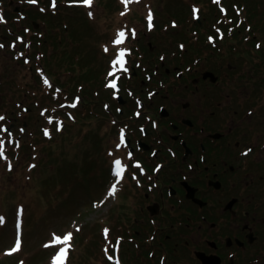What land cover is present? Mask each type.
<instances>
[{"label": "flooded vegetation", "instance_id": "obj_1", "mask_svg": "<svg viewBox=\"0 0 264 264\" xmlns=\"http://www.w3.org/2000/svg\"><path fill=\"white\" fill-rule=\"evenodd\" d=\"M26 8H12V22L0 28V51L29 64L25 61L35 58L18 46L30 27L14 24L32 26L37 18L39 30L46 31L45 20L52 25L53 15L48 8ZM218 13L210 29L192 19L194 26L182 30L185 21L169 20L159 33L127 31L126 47L108 44L115 53L130 51L127 71L110 77L116 88L106 87V70L96 77V67L80 63L84 95L79 110L70 106L74 100L69 103L68 118L73 134L82 127L87 168L86 161L104 163L101 194L93 202L113 200L119 264H264V20L232 22ZM235 18L232 12L229 19ZM106 43L98 44L104 56ZM226 43V50L218 49ZM49 80L51 91L45 90L53 107L59 81ZM35 89L43 92L44 87ZM16 98L9 99L15 103ZM0 116V126L13 132L12 117L5 111ZM120 129L125 144L117 149ZM114 159L121 160L125 172L115 195L107 197L116 182Z\"/></svg>", "mask_w": 264, "mask_h": 264}, {"label": "rangeland", "instance_id": "obj_2", "mask_svg": "<svg viewBox=\"0 0 264 264\" xmlns=\"http://www.w3.org/2000/svg\"><path fill=\"white\" fill-rule=\"evenodd\" d=\"M1 1H3V4H1L0 7L5 13H1L0 16H3L4 20H7L8 23L5 26H0V28L6 27L12 22V16L10 13L13 9L15 11L18 5H21V3L17 2V0ZM155 2L158 3L161 8L155 9ZM198 2V0L191 2L193 8ZM106 3H113L112 5L118 8H113ZM199 5L202 7L204 6L203 3H199ZM180 6L183 7L182 0H133V2L128 5L127 11L123 16L121 15V12H125V6L121 3V0H100V2L99 0H94L91 8H69L70 14L67 19V23H65L69 26V32H65L64 35L62 32L57 33L59 35H63V39L61 40L62 44L56 50L53 49V51L58 52L57 56L52 53L54 41L51 35L56 30H39V25L32 27L33 21L32 26H30L31 22L29 21L20 23L18 22L17 24H14V26L24 25L26 28L30 27V32L24 33L23 35L33 41H35L34 37L38 36V32H40L39 37H36L35 44L37 45L36 63L42 69L39 71V74L41 76L44 75L42 76V86H49L43 82L45 78H51L52 80L57 78L59 81V86L63 89V92L55 94L53 99L58 101V96H60L59 103L61 104V99L64 97L63 93L69 94L74 84L77 86L79 85L78 81L81 80L82 76L80 63L85 61L86 65H88L90 68L93 69L96 67V75L99 77L103 76L108 65V56H104V54L100 52V47L98 44L106 41L108 43V41H111L119 29L129 31L131 28L135 27L145 30V14L147 9H150L156 13L153 20L154 23H158V26L155 25L152 31L158 29L156 32L159 33L161 29H164L162 28L163 25L165 23L168 24L169 20L171 19H175L176 21L180 22L185 21V25L182 26V30L186 29L187 27L194 26L193 23L195 21H193L191 18L190 8H182ZM131 8L134 9V13H131ZM195 8L199 9L197 7ZM26 9L27 12L39 11L38 8ZM210 9H212L214 13L219 14L215 8H201L202 17L198 19L199 23H201L200 28L202 26L206 29L211 28L210 18L212 17L208 15V13L211 11ZM89 11L93 13L91 18L88 15ZM258 11L260 13L256 16L260 18L250 20V22L264 20V8H259ZM198 14L199 11L197 15ZM16 16L18 17V15ZM245 16L247 17V15ZM36 20L38 22L41 19L36 18ZM159 20L162 21V26L159 25ZM84 22H92L96 23V25L83 26ZM45 23L49 25L50 20L46 19ZM254 26H259V24ZM177 27L179 28L180 26ZM170 28L173 27L169 26L167 29ZM14 29L17 30L16 27H14ZM55 29H57V31L61 30V28ZM254 29H258V27H254ZM22 30L23 29H19L18 31L21 32ZM255 36L261 37L257 31H255ZM19 38L21 39L22 36H19ZM27 45L28 42L26 43L25 41V44L19 45L18 48L24 50L27 53L29 52ZM156 45L158 44L156 43ZM228 45L229 44L227 43L223 46L220 45L218 49L226 50ZM33 47L34 43L32 44L31 48ZM186 49L187 52H189V47ZM108 51L113 55L115 54V49H109ZM219 53H222V51ZM0 55L2 56L0 57V82L2 85V91H0V111H5L8 113V116L12 117L10 124H12V127L15 128L14 130H17L20 133V129L14 126V123L25 127V131L21 134L22 143L26 141L25 143L27 144L31 140L35 142V144H29V147L26 150L27 152L25 153H23L21 151V147H17L16 144H9L5 142V154L7 157L6 160L16 158L14 165H12L11 162V165L14 166V171L9 173L0 167L1 202L3 201L4 203H7V201L12 200L17 203L20 201L25 207V215L31 214L35 220V223L31 227L26 226L25 221L23 223L22 213L20 212V222L22 228L21 251L31 252L32 254L29 256L30 258L27 259L25 264H46L47 260L50 262L52 261V256L51 258L47 259L42 258V256L46 254V249L44 246H42L43 248L41 247V243L45 238H50L52 240L53 233L56 234V232H59V234H61L60 231H62L61 229L64 226L67 227L68 231V229L77 228L79 225L84 224L85 213H82L83 211H81L83 205L81 200L84 202V208H87V212L90 213L87 214L88 220H91V218L94 217L91 221H89L93 225H85V229L87 231V240L85 242L88 244L85 248L86 252H83L82 245L75 246V249L71 254L72 260L70 264H109L104 261L106 256L104 252L105 248H103L104 254L102 251H99L98 245L100 242L96 241V225L98 223H102L103 221L101 218L104 215H107V225L111 228L112 232L115 233V221L113 220V216L110 215V211L113 209V204L110 203H113V200L108 201V203L100 208L91 207L89 209L87 206V202L89 203L90 199L100 197L102 181L105 175L104 163L101 162L100 159L96 164L92 163L91 161H86L90 167L83 169L82 127L77 126L75 137L72 131L69 132L71 141L67 140L68 130L66 135L63 137L64 139H61V137L57 138L58 134L54 133L50 142H48L49 140L42 137L39 140H35V135L38 133L37 128L39 125L45 124V128H48L51 132L53 122H55L56 119L63 118L65 120V117L56 111V109L61 108V106L60 104L55 103L54 106L50 108L49 115L48 111H44L45 115H48L49 118L52 119V123H49V119L44 120L41 116H39V107L43 104L48 105L52 99V96L49 92L51 91V88H49L47 93H45L43 90L45 94L35 89L36 87L39 89L43 88L41 87L40 82H36L38 81V76H34L35 70L31 69V66L36 65L35 62H31L30 59L28 61V63L30 62L29 64H24L22 59H11L10 55H8V52L4 51H0ZM73 65L74 68H72ZM32 79L33 82L36 83L34 85L28 86L30 83H32ZM11 81L13 84L10 83ZM82 84H84L83 81ZM19 93H21L20 96L23 100L22 106L25 105L28 107L26 112L23 111V107L22 109L19 106L17 107L15 103L11 102L9 99L11 96L13 98L14 95H18ZM81 95L83 96L84 93L81 92ZM33 100H37V102L33 103ZM67 100H70V97H68ZM77 110H79V107L76 109V111ZM36 123L38 124L36 125ZM97 133H99L98 129ZM110 137L111 136H109V138ZM51 144L52 154L58 153L62 150H69L72 152L64 153L62 158H60L61 155L58 154L57 159L53 162L52 166V162L48 163L47 165L38 164L49 158V149L46 147ZM30 165H35V167L32 170L27 171ZM46 167L50 168V172H44ZM31 175H37V178L41 176L38 187L35 189H32L28 185H24L28 182L30 183L28 177ZM56 181L58 183H56ZM115 181L116 180L114 178V182ZM14 188L17 189L15 191V196L25 198L26 200H16L13 198L10 190ZM48 193L54 194L51 197V201L53 199L67 200L69 193L70 198L68 199L67 207H58V201H56L54 204L49 203L46 207L42 208V202L49 198ZM78 210L80 212H77ZM102 210L105 212H102ZM17 212L18 210L14 211V209L8 208L5 211L7 214L6 225L3 227L0 226V228H3L0 230V264H3L1 259V256H3V248L7 247V249H10L14 246V228L17 220ZM74 220L76 221L75 225L73 223ZM60 236L62 237L63 235ZM89 242H93L94 244H89Z\"/></svg>", "mask_w": 264, "mask_h": 264}, {"label": "snow or ice", "instance_id": "obj_3", "mask_svg": "<svg viewBox=\"0 0 264 264\" xmlns=\"http://www.w3.org/2000/svg\"><path fill=\"white\" fill-rule=\"evenodd\" d=\"M27 2L29 4H36L37 0H27ZM70 2L72 4H80L82 6L85 7H89L91 8V6L93 5L94 0H70ZM133 0H121V3L125 6V12H121V15H125L126 11H127V7L130 3H132ZM214 3H218L219 0H213ZM53 9L56 8V0H52V3L50 5ZM41 11H44V9H41ZM198 9H196L195 7L193 8V17L194 18H198L197 13H198ZM221 11H223V9H221ZM89 17L91 18L93 16V13L91 11H89L88 13ZM147 22H148V28L149 30H151L153 28V14L151 13V11H149L148 15H147ZM4 22V18L3 16H0V23ZM173 26H175V24H173ZM27 31V30H26ZM219 31V30H217ZM132 34L135 35V30L132 31ZM126 37V32L123 29H119L116 32V37L113 40V44L114 45H121L124 42V39ZM17 39H20L19 37ZM209 40L211 41L212 38L209 37ZM15 45H13L14 47ZM0 47H3V45H0ZM257 47H260V45H257ZM181 48H183V45H181ZM105 52H107L109 49L107 47H105ZM126 51L125 49H119L116 53L115 58L111 61V70L108 72V76H114L115 73L117 71H124L126 72L127 69L125 68V55H126ZM161 59H163V57H161ZM25 63H28V61L26 60ZM46 85L48 84V80L45 78L43 81ZM106 87L108 88H116V79H112L109 81L108 84H106ZM79 102V98H76V101L70 105L71 107H76V104ZM61 107H63V105H61ZM107 107V106H105ZM42 115L44 113H41ZM71 118V117H70ZM4 120L3 116H0V121ZM49 123H52V119L49 118ZM62 125L58 123L57 126V131H59L61 129ZM0 132H6L8 133L9 139L7 141V143L11 144L13 143V140L11 138V133L8 132V129L0 126ZM44 134L45 136L49 135V132L47 131V129L44 130ZM125 144V135H124V129H120V135H119V143H117L116 148L119 149L121 148V146H123ZM16 146H19V143L16 142ZM250 151V150H249ZM244 155H247L248 153L245 152L243 153ZM109 155H112V153L110 152ZM131 155V154H129ZM0 159H7L6 154H5V141L3 139H0ZM136 167H139V165H135ZM9 170H12V165L11 163H9L8 165ZM30 168H34L35 165H30ZM141 171H143L141 169ZM112 172L114 174L115 180L116 182L113 183L110 188L108 189L107 192V197H111L114 196L117 190V186L120 182V180L123 178L124 172H125V166L122 164L120 159H115L112 162ZM104 201H100V204H103ZM93 207H96V204L93 205ZM4 223V218L0 217V224ZM16 235H15V243L14 246L11 247L10 249L6 250L5 254L6 255H12L14 253H17L18 251L21 250V245H22V241H21V222H20V210H18L17 212V220H16ZM76 231H80V228L77 227ZM104 236L105 239L108 238V229H104ZM73 239V233L68 232L66 234H64L62 237L61 236H57L55 233H53V238L50 242L46 243L44 245L45 248H49L53 245H62V247L59 248V250L56 252V254L52 257V264H65V261L67 259V255H68V251L71 247V240ZM119 238L117 239V244H119ZM105 251V255L108 256L109 260H112L113 257L108 255V248L105 247L104 249ZM20 264H23V262H20ZM116 264H119V261H116Z\"/></svg>", "mask_w": 264, "mask_h": 264}, {"label": "trees", "instance_id": "obj_4", "mask_svg": "<svg viewBox=\"0 0 264 264\" xmlns=\"http://www.w3.org/2000/svg\"><path fill=\"white\" fill-rule=\"evenodd\" d=\"M194 1V0H182V8H193V5L191 4V2ZM199 2L197 4H195L197 8H230L231 12L233 9L231 8H239V12L241 13V15H247V18L248 20H253V19H258L260 17H257L256 15L258 14L259 15V11H258V8H264V0H219L218 3H214L213 0H198ZM156 3V2H155ZM199 3H203V7L199 5ZM113 3H108L109 6H112ZM155 8H161V6L156 3V7ZM251 8H254V9H251ZM211 12V13H210ZM209 13L210 14H213L214 11L211 10ZM191 13V11H190ZM208 13V15H210ZM200 14H201V10H200ZM188 16V15H187ZM186 19V18H185ZM247 20V19H245ZM236 21V19L234 20V22ZM92 79H96V77H91V80ZM89 80V79H88ZM82 81L84 82V78H81L80 80V84H82ZM49 172V171H48ZM41 178H37L35 175L34 176H31V181L32 183L30 184V187L32 189L35 188V186L38 187V183H39V180ZM36 184V185H35ZM15 192V189L12 190V193ZM54 194H50L48 193V197L47 198L48 200L46 202H44V204L48 205L49 203L51 204H54V202L58 201L57 203V206L59 207H67L68 205V199H53L51 201V197L53 196ZM70 197L69 193H68V198ZM44 205V206H46ZM0 207L3 208V209H7L9 207H13V202H9V203H0ZM110 215L112 216V211H110ZM28 223H33V221H28ZM80 228V231H76V228H72V229H69V232L73 233V239L71 240V244L73 245V249H72V252L74 251L75 249V246H78V245H82L83 246V252H86V247L88 244H86V240H87V231L85 229V226L84 225H81L79 226ZM62 231H60V233H63V232H67V227L64 226L62 229ZM59 233V232H58ZM96 241L100 242L98 239H96ZM92 243L94 244L93 242H89V244ZM100 244V243H99ZM31 252H22L21 250L19 251V260L20 262H23V264H25V262H27V259L30 258L29 256H31ZM70 256V255H69ZM42 258H46L45 255L42 256ZM2 259V263L3 264H13L16 262V259L14 256H4ZM25 260V261H24ZM71 256H70V259L68 260V264L71 263ZM14 261V262H13ZM66 263V264H67Z\"/></svg>", "mask_w": 264, "mask_h": 264}]
</instances>
